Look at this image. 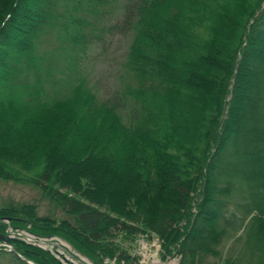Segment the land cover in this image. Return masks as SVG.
Segmentation results:
<instances>
[{
  "label": "trees",
  "instance_id": "16d2710c",
  "mask_svg": "<svg viewBox=\"0 0 264 264\" xmlns=\"http://www.w3.org/2000/svg\"><path fill=\"white\" fill-rule=\"evenodd\" d=\"M102 1L0 0V181L42 187L67 215L0 206L15 253L0 252L62 264L10 228L58 237L91 264H139L154 240L180 264H254L218 248L244 228L264 264V0H124L110 27L130 37L118 98L100 102L83 81L49 98L38 46L59 28L84 47Z\"/></svg>",
  "mask_w": 264,
  "mask_h": 264
},
{
  "label": "rangeland",
  "instance_id": "374dc122",
  "mask_svg": "<svg viewBox=\"0 0 264 264\" xmlns=\"http://www.w3.org/2000/svg\"><path fill=\"white\" fill-rule=\"evenodd\" d=\"M123 3L124 0H103L101 2L99 9L103 17L99 19L98 23H94L92 32L84 42L86 43L84 47L79 44L74 46L75 49H73L69 40L63 37L58 38L59 28L51 32L47 40L38 46L37 52L43 58L41 62L45 68H49L52 75V82L49 81L45 86L49 98L62 95L70 85L77 84L80 81H83L85 87L95 93L100 102H111L114 98H118L124 85L128 84V79H130L124 64L130 37L117 32V30L112 31L110 27L121 18ZM26 79L31 83L33 75L31 78ZM240 196L234 197L232 199L233 203L229 206V211L234 213L235 219H239L244 215L243 210L246 201H240ZM22 203L36 205L40 216L48 215L55 219L67 218V215L61 211L62 209L44 195L42 187L0 181V206ZM236 203L240 205L237 207ZM248 219H246L245 224H247ZM238 224L240 222L236 221V225ZM219 227L225 228L226 226L224 222L220 221ZM243 229L236 233V237L239 236L240 238L239 240L225 238L218 248L224 252L225 257L235 258L241 252L244 257V260H240L241 263H244L249 255H253L255 264L258 261V253L253 248L251 253V248L246 246V241L250 235H248V232L242 233ZM7 235L23 239L27 243H33L34 239L25 231L12 229H8ZM40 241L45 242V244L40 242L37 244L49 252L51 251L63 264H69L64 258L73 262L77 257L80 260L82 259L81 263L91 264L58 237ZM63 243L66 244L67 248L61 246ZM11 248L0 246V250L7 249L6 251H10ZM136 250L137 254L140 255L139 264H153L156 259L164 264L172 261L177 263L180 260V256L175 255L164 258L157 240L150 243L140 242ZM218 260V258L209 255L204 258L202 264L217 263ZM81 263L77 262L75 264ZM0 264H10V258L6 252H0Z\"/></svg>",
  "mask_w": 264,
  "mask_h": 264
},
{
  "label": "water",
  "instance_id": "95a60500",
  "mask_svg": "<svg viewBox=\"0 0 264 264\" xmlns=\"http://www.w3.org/2000/svg\"><path fill=\"white\" fill-rule=\"evenodd\" d=\"M6 222H8V219L6 220ZM29 234H31V232H29V231H27ZM8 239H16V240H20V241H24L23 239H19V238H15V237H10V236H8L7 237ZM0 241H5V237L3 236V235H1L0 236ZM40 247V246H39ZM42 248V247H41ZM10 251H13L14 253H15V251L11 248V250ZM22 260H25V258H23L22 256H20V255H18ZM64 260L68 263L69 261H68V259H66V258H64ZM76 260L79 262V263H81L80 262V259H78V258H76ZM26 261V260H25ZM28 264H33L32 262H27ZM180 263V260H178V262H177V264H179Z\"/></svg>",
  "mask_w": 264,
  "mask_h": 264
},
{
  "label": "bare ground",
  "instance_id": "6f19581e",
  "mask_svg": "<svg viewBox=\"0 0 264 264\" xmlns=\"http://www.w3.org/2000/svg\"><path fill=\"white\" fill-rule=\"evenodd\" d=\"M64 246V247H66V244H61V246ZM67 248V247H66ZM69 261V260H68ZM78 261L77 260H74L73 262L72 261H69V264H75V263H77ZM153 264H164V263H162L160 260H158V259H156V260H154V262H153ZM168 264H177L176 263V261H172V262H170V263H168Z\"/></svg>",
  "mask_w": 264,
  "mask_h": 264
},
{
  "label": "built area",
  "instance_id": "2783aa9c",
  "mask_svg": "<svg viewBox=\"0 0 264 264\" xmlns=\"http://www.w3.org/2000/svg\"><path fill=\"white\" fill-rule=\"evenodd\" d=\"M155 241V240H154Z\"/></svg>",
  "mask_w": 264,
  "mask_h": 264
}]
</instances>
